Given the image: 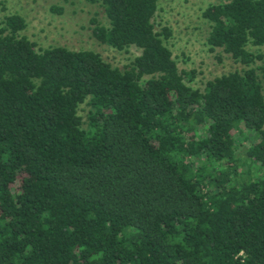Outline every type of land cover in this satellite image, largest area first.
I'll use <instances>...</instances> for the list:
<instances>
[{
    "label": "trees",
    "instance_id": "16d2710c",
    "mask_svg": "<svg viewBox=\"0 0 264 264\" xmlns=\"http://www.w3.org/2000/svg\"><path fill=\"white\" fill-rule=\"evenodd\" d=\"M90 1L91 36L137 48L128 63L0 19V264H264V54L247 49L264 48V0L201 11L208 49L242 66L202 88L157 0Z\"/></svg>",
    "mask_w": 264,
    "mask_h": 264
},
{
    "label": "rangeland",
    "instance_id": "374dc122",
    "mask_svg": "<svg viewBox=\"0 0 264 264\" xmlns=\"http://www.w3.org/2000/svg\"><path fill=\"white\" fill-rule=\"evenodd\" d=\"M218 1L157 0L155 29L166 27L169 30L163 42L169 48L178 69L193 72L191 80L186 82L191 87L202 88L206 80L242 67L218 49L209 50L205 43L208 24L201 16V11L209 3ZM54 7L59 8V11ZM10 13L23 17L25 27L22 34L38 48L61 45L72 50L88 49L116 67L128 63L139 52L133 46L117 50L97 42L91 36L90 17H95L102 24H106V20L97 4L90 0H0V19ZM247 49L264 54L263 47L247 46ZM260 63V60H256L251 66ZM87 110L85 103L77 107L83 126ZM245 146L247 144L239 140L236 152L242 153Z\"/></svg>",
    "mask_w": 264,
    "mask_h": 264
}]
</instances>
